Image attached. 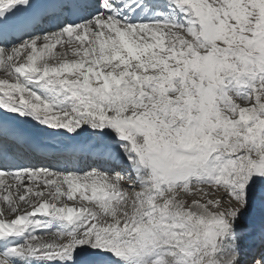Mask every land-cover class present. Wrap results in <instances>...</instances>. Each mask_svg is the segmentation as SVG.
Wrapping results in <instances>:
<instances>
[{"label": "snow or ice", "instance_id": "snow-or-ice-1", "mask_svg": "<svg viewBox=\"0 0 264 264\" xmlns=\"http://www.w3.org/2000/svg\"><path fill=\"white\" fill-rule=\"evenodd\" d=\"M0 264H264V0H0Z\"/></svg>", "mask_w": 264, "mask_h": 264}, {"label": "rangeland", "instance_id": "rangeland-1", "mask_svg": "<svg viewBox=\"0 0 264 264\" xmlns=\"http://www.w3.org/2000/svg\"><path fill=\"white\" fill-rule=\"evenodd\" d=\"M250 222H249V219H246L245 221H244V224L245 225H247V224H249Z\"/></svg>", "mask_w": 264, "mask_h": 264}]
</instances>
